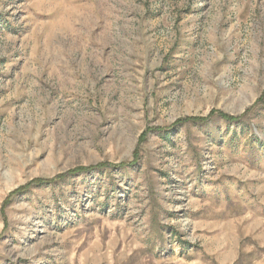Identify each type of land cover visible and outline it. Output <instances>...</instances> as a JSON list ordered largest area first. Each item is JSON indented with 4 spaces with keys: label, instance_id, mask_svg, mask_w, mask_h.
Instances as JSON below:
<instances>
[{
    "label": "rangeland",
    "instance_id": "obj_1",
    "mask_svg": "<svg viewBox=\"0 0 264 264\" xmlns=\"http://www.w3.org/2000/svg\"><path fill=\"white\" fill-rule=\"evenodd\" d=\"M0 264H264V0H0Z\"/></svg>",
    "mask_w": 264,
    "mask_h": 264
},
{
    "label": "trees",
    "instance_id": "obj_2",
    "mask_svg": "<svg viewBox=\"0 0 264 264\" xmlns=\"http://www.w3.org/2000/svg\"><path fill=\"white\" fill-rule=\"evenodd\" d=\"M79 170H80V171H83L84 169H82V168H78V171H79ZM75 171H77V170H75ZM80 171H79V172H80Z\"/></svg>",
    "mask_w": 264,
    "mask_h": 264
}]
</instances>
